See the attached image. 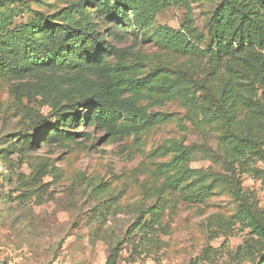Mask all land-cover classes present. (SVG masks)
Listing matches in <instances>:
<instances>
[{"label":"rangeland","instance_id":"374dc122","mask_svg":"<svg viewBox=\"0 0 264 264\" xmlns=\"http://www.w3.org/2000/svg\"><path fill=\"white\" fill-rule=\"evenodd\" d=\"M77 1L0 0V18L5 14L14 25H25L39 12L56 22ZM216 6L172 0L149 28L136 32L99 12L96 27L112 31L108 40L120 56L99 55L86 65L114 71L125 64L139 77L159 70L172 79L180 70L200 85L216 86L219 75L208 58L167 46L162 33L172 32L180 47L202 34L201 45L209 47ZM75 73L0 71V255L18 264H253L242 251L257 237L239 217L242 204L264 217V161L231 162L218 124L194 125L180 100L147 92H123L120 99L135 102L148 117L170 120L134 126L117 113L111 124L88 119L84 125L81 117L90 111L80 108L77 122L75 117L65 126L58 115L68 106ZM83 76L91 85L103 81L94 72ZM58 78L70 85L53 107L39 86ZM54 132L76 136L58 142ZM174 143L192 155L195 171L177 190L165 186L172 174L160 170L174 158ZM238 188L244 202L234 195ZM152 208L159 212L158 223L149 214Z\"/></svg>","mask_w":264,"mask_h":264},{"label":"trees","instance_id":"16d2710c","mask_svg":"<svg viewBox=\"0 0 264 264\" xmlns=\"http://www.w3.org/2000/svg\"><path fill=\"white\" fill-rule=\"evenodd\" d=\"M197 1L217 5L208 24L209 47L201 45L205 40L202 34L196 35L194 41H183L180 47L172 32L165 29L162 33L164 40H168L167 46L181 53L208 58L214 74L219 75L216 86L213 83L200 85L180 70L172 79L159 70L139 77L135 67H126L125 64H119L114 71L111 67L92 69L93 64L86 65L99 55L120 56V51L108 40L112 31L96 27L94 19H100L99 12L104 19H114L134 32L145 31L161 11L172 5V0H78L68 7L60 21H49L44 14L34 12L30 23L18 26L14 25L11 16L4 14L0 18V71L13 75L44 68L76 72L71 81L68 106L58 115L65 126L75 117L77 122L80 108L90 111L89 117H81L84 125L88 119L92 124H111L117 113L131 119L134 126L138 121L145 127H153L170 120V116L148 117L135 102L120 99L123 92H147L159 95L162 100H180L191 113L194 125L218 124L223 132L224 151L231 162L264 161V0ZM91 4L98 9H93ZM84 71L99 74L103 81L91 85L83 76ZM49 82L48 87L39 86L40 91L45 89V98L56 107V97L70 82L63 78ZM75 136L71 132L52 134L58 142ZM30 145L31 142L28 147ZM173 148L174 158L160 170L172 174L165 186L177 190L195 171L190 167L192 155L178 143H174ZM11 149L16 150L10 148L8 152ZM24 149L21 147L19 152L23 153ZM234 195L244 202L241 188L234 191ZM193 200L203 202L202 197ZM240 213L239 220L257 237L242 254L252 258L253 264H264V217L244 204ZM149 214L158 223L157 209L152 208Z\"/></svg>","mask_w":264,"mask_h":264},{"label":"built area","instance_id":"2783aa9c","mask_svg":"<svg viewBox=\"0 0 264 264\" xmlns=\"http://www.w3.org/2000/svg\"><path fill=\"white\" fill-rule=\"evenodd\" d=\"M0 264H18L15 261L6 259L3 255H0Z\"/></svg>","mask_w":264,"mask_h":264}]
</instances>
